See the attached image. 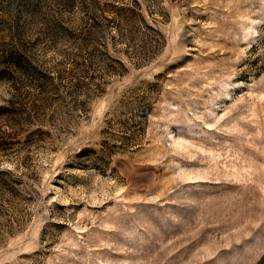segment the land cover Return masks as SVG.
<instances>
[{"label":"rangeland","instance_id":"1","mask_svg":"<svg viewBox=\"0 0 264 264\" xmlns=\"http://www.w3.org/2000/svg\"><path fill=\"white\" fill-rule=\"evenodd\" d=\"M0 264H264V0H0Z\"/></svg>","mask_w":264,"mask_h":264}]
</instances>
